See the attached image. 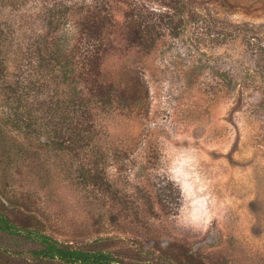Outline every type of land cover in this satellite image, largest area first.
Listing matches in <instances>:
<instances>
[{"label":"rangeland","instance_id":"rangeland-1","mask_svg":"<svg viewBox=\"0 0 264 264\" xmlns=\"http://www.w3.org/2000/svg\"><path fill=\"white\" fill-rule=\"evenodd\" d=\"M0 211L112 264H264V0H0ZM37 248L0 230V264H65Z\"/></svg>","mask_w":264,"mask_h":264},{"label":"trees","instance_id":"trees-1","mask_svg":"<svg viewBox=\"0 0 264 264\" xmlns=\"http://www.w3.org/2000/svg\"><path fill=\"white\" fill-rule=\"evenodd\" d=\"M87 15H83L84 18L81 24V30L87 38V41L92 50V55L88 57V64L90 63V71H95L97 69L98 63L101 61L100 55L103 50V38H105L109 34V29L105 28V24L110 21V19L105 16L103 13L108 11L107 5L103 2L94 6H86ZM70 9H68L69 11ZM132 22L130 23L127 35L130 41H136L138 44L147 45L151 40L148 35L150 32L149 23H148V15L141 10L139 14L135 16L131 14ZM164 20V18H161ZM94 43V45L92 44ZM100 44V47H99ZM95 51V52H94ZM95 69V70H94ZM97 87L96 93L98 97L107 102L110 101V96L107 94L105 97V89L100 86ZM12 91L13 88H11ZM82 115L85 114V110H82ZM61 124H64L62 122ZM69 129L72 127L69 125ZM90 131L88 127L85 128ZM83 138V135L79 133ZM77 136V135H76ZM89 140V136H87ZM71 140L69 143H73L72 145H76L75 138L71 134ZM61 149L66 147V143L64 142H56ZM71 145V146H72ZM69 147V146H68ZM0 230L2 232H6L12 235L23 236L25 240L30 242H35L39 244V248L34 250L33 254L40 259H49V260H58L65 264H112V262L117 261L116 258L107 251L97 250V249H85L80 246H74L70 243H63L54 238L51 235L42 233L35 228H30L25 226H20V224L12 222L10 218L4 215L0 211Z\"/></svg>","mask_w":264,"mask_h":264}]
</instances>
